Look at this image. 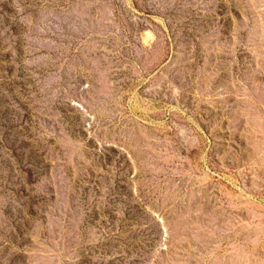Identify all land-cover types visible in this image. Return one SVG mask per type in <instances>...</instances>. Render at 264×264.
I'll list each match as a JSON object with an SVG mask.
<instances>
[{"label": "rangeland", "instance_id": "obj_1", "mask_svg": "<svg viewBox=\"0 0 264 264\" xmlns=\"http://www.w3.org/2000/svg\"><path fill=\"white\" fill-rule=\"evenodd\" d=\"M87 1L0 0V264H264V40L242 20L253 3L101 0L95 47L79 26ZM47 8L43 36L66 37L32 51ZM81 55L97 68L62 88Z\"/></svg>", "mask_w": 264, "mask_h": 264}, {"label": "water", "instance_id": "obj_2", "mask_svg": "<svg viewBox=\"0 0 264 264\" xmlns=\"http://www.w3.org/2000/svg\"><path fill=\"white\" fill-rule=\"evenodd\" d=\"M100 3L99 6H95L94 8H91L94 6V4H97V3ZM246 2L249 4V2H252L253 5L251 7H249L250 9V13L249 15L245 16L242 20H243V23L245 24V26L247 27V30L249 32H251L250 34H255L256 36H258V40L262 41L264 40V17L262 16V14L256 12V10H260L261 12H264V7H262V4L261 2L259 3H255L254 0H246ZM85 6L90 7V9H92L93 12L91 13H88L86 14L87 16L83 15L82 17V21L79 23V26L82 27V26H86V27H89L88 29L89 30H92V38H91V41H90V44L91 46H97L98 44L101 43V39L100 36H104V39H105V36H107V34L105 33H100L98 32V30H95L97 28V24L99 22V20H101V16H100V12L104 14V12L106 10H110V7L109 6H105L103 5L104 2L101 1V0H89L87 2H84ZM48 10L47 11H42L40 13V18L38 19L37 22L33 23L32 24V29H33V33L32 35H28L27 36V40H28V44H29V49L30 50H35V43L37 41H50V42H55L57 41L58 42V45L59 47L61 48L62 47V44H59V42H62L61 40H63L65 37H66V34L65 35H59L60 36V39L61 40H53V39H49L48 37H44L43 36V32L45 31V33H50V32H53L54 29H53V26L51 25H55V21L51 18H48V12L50 9L52 8H47ZM75 10L73 8H71L67 13L68 14H74ZM110 15L109 17V21L113 23L114 21V17L113 15L111 16V12L108 14ZM28 22H30L29 19H27ZM55 23V24H54ZM95 26V27H94ZM63 30H66V27H63L62 31ZM42 31V32H40ZM52 34V33H50ZM100 35V36H99ZM215 39V36L214 34H208V36L205 38V41L210 44H213V40ZM250 43L252 45H254V42L250 40ZM60 57V53L56 56H51V55H48V56H45V60H43V64H48V65H51V63L56 60V59H59ZM101 57H107V55H102ZM106 58V59H107ZM103 61V60H102ZM33 63V62H32ZM90 65L91 68L95 69L97 68L96 65L88 62V61H85L83 59V56H79L78 58H75L73 60H71L69 62V65L67 66V69L68 71H64L62 72V74H58V76L56 77V82L58 83V79H63L62 81V88H64L65 86V81L68 80V77H69V74H72L73 72L79 70L80 68H82L84 65ZM202 70H204L202 68ZM72 72V73H69V72ZM47 79V78H46ZM45 80V79H44ZM41 83V89L43 90V96L45 99H50L54 94H56V90L58 87H54L55 85L54 84H50V83H46V81H44ZM245 92H248V93H252V92H256V91H263V86H256V87H253V88H249L247 87L245 90ZM244 95V94H243ZM43 254L45 253V251L42 252ZM40 264H46L44 262H41Z\"/></svg>", "mask_w": 264, "mask_h": 264}]
</instances>
